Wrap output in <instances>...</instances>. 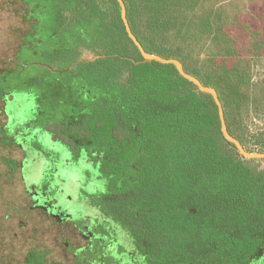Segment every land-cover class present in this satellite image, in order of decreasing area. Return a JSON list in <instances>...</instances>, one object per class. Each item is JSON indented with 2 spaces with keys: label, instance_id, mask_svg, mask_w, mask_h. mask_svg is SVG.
Masks as SVG:
<instances>
[{
  "label": "trees",
  "instance_id": "16d2710c",
  "mask_svg": "<svg viewBox=\"0 0 264 264\" xmlns=\"http://www.w3.org/2000/svg\"><path fill=\"white\" fill-rule=\"evenodd\" d=\"M22 1L31 10L41 6L43 26L28 17L35 32L27 40L38 48V34L52 42L51 49L40 47L47 48L49 69L13 79L28 68L0 67V97L22 88L34 93L35 111L20 122L65 146L70 153L65 164L83 159L88 165L82 170L83 186L91 188L88 202L98 215L74 220L87 239L85 246L72 247L74 264L260 260L264 158L242 157L224 138L212 95L174 64L143 61L117 0ZM123 2L144 50L180 60L185 71L214 88L229 133L247 151L264 152V86L249 92L239 59L232 64L216 60L237 54L223 32V12L213 6L195 12L200 0ZM140 12L146 15L145 32ZM252 35L257 54L264 45V25ZM204 48V66L189 71L186 59ZM84 50L90 59H81ZM42 152L49 161L52 154ZM182 205L193 211L181 210Z\"/></svg>",
  "mask_w": 264,
  "mask_h": 264
},
{
  "label": "rangeland",
  "instance_id": "374dc122",
  "mask_svg": "<svg viewBox=\"0 0 264 264\" xmlns=\"http://www.w3.org/2000/svg\"><path fill=\"white\" fill-rule=\"evenodd\" d=\"M212 6L223 12L225 19L223 32L230 36L233 40V47L237 49L236 58L217 57V62L224 61L232 64L239 59L241 67L247 72L248 91L252 92L256 88L264 86V45L255 54L251 43L253 41L252 33H257L264 25V0H200L194 10L200 12ZM40 10L39 4L37 11H35L31 10L30 7L28 8L27 3L22 0H0V67L15 69L22 64L29 70L25 74V69L23 72L17 71L13 79L43 75L46 73V69H49V62H45L44 59L48 56L46 54L47 48L53 47L52 42L38 34L39 48L44 44L50 45L46 49H44L45 47L39 49L34 43L27 40L29 35L35 32L29 18L35 19L36 26H43L39 18ZM137 18L140 19L141 28L145 32L147 27L146 15L144 16V12H140ZM205 50L207 51L208 48H204L201 55L186 59L185 66L189 71L194 72L195 67L200 69L204 66ZM51 55L53 53H50V57ZM91 57L92 54L89 51L84 50L81 54V59H90ZM41 58H43L44 63L40 62ZM201 60L203 61L201 62ZM197 62L198 66H195ZM50 71L57 72L56 69L51 68ZM35 104V94H29L25 88L8 93L6 97L0 98V124L8 120V114L10 121L27 120V117H30L35 111ZM50 150L55 154L54 167L56 173L54 176L64 180L60 184L63 190L62 196L59 198L63 202L59 201L61 209L68 210L74 220L84 218L86 213L98 215L97 208L88 202L91 188L83 186L82 170L87 169L88 165L83 159L78 160V162L71 160L69 164H65L64 161L69 159L70 153L60 142L52 143ZM0 155L11 157L18 162L22 157V152L14 146H2L0 147ZM39 160L42 161L39 156L36 157V160L32 159L30 167L32 166L31 168L38 171L41 166V163H37ZM6 168L4 163L0 161V214L3 217V212H6L10 206L14 208V205L19 206L20 210L18 213H10L7 219L0 215V234L3 238L0 240V264H23L22 258L25 250L33 246H36L38 250L45 251V264H73L72 254L66 244L69 243V246L74 248L85 246L86 240L81 236L80 230L70 219L57 223L45 211L27 212L23 210L25 206L23 202L28 199V195L24 193L23 184L18 175L16 176L14 173L13 175H6L8 178L4 177ZM77 178L80 182H77ZM78 194L82 198L80 201L84 202L85 205L78 201ZM77 203H79L81 211L77 210L79 208L76 206ZM180 208L181 210L193 211V208L187 205H182ZM21 220L27 224L19 226L17 221ZM14 233H17L18 236ZM27 237L30 240H27ZM255 264H264V256Z\"/></svg>",
  "mask_w": 264,
  "mask_h": 264
},
{
  "label": "flooded vegetation",
  "instance_id": "af4514ba",
  "mask_svg": "<svg viewBox=\"0 0 264 264\" xmlns=\"http://www.w3.org/2000/svg\"><path fill=\"white\" fill-rule=\"evenodd\" d=\"M1 68L4 70L8 67ZM3 94H6L5 91L3 92ZM7 95H5L4 97H6ZM4 107L6 109V106ZM9 116L10 115L8 114L7 121H4L0 124V147L14 146L16 149L22 152V157L17 162V160L11 157L0 155V161L7 167L4 177L8 178L7 176L9 174L13 175L15 173L14 175H18L22 181L24 193L28 195V199L24 200L23 202V204L25 205L23 207V210L27 212H33L37 210L45 211L53 220H56L57 223H62L67 219H70L73 224H75L74 219L67 216V214H69V211L61 209L60 205L61 203H63L62 200H59L60 196H62L63 193L60 184H62L64 180L58 178V176H54V174L56 173V169L51 161H53L55 154L50 150V148L52 147V143H55L56 139L49 135L45 136V134L41 133V131L39 130L29 129L30 127L25 122L16 120L10 121ZM42 150H45L52 154V157L49 158V161L45 160V156ZM38 156L39 158L41 157L42 161H37V163H41V166L37 171L35 168H31L32 166L30 167V161H32V159L36 160V157ZM48 162H50V164ZM50 175H52V178H50ZM64 205L66 204L64 203ZM76 206L79 207V203H77ZM18 207L14 205V208H12L10 206V208H8L6 212H3L4 219H7L10 213H18L20 210ZM78 209L79 211H81V207L77 208V210ZM84 216L88 217V219L90 218V214L88 213H86ZM17 224L19 226H24L27 223L21 220L19 222L17 221ZM76 226L78 228V225ZM14 234L18 236L17 233ZM2 239L3 238L0 234V240ZM26 239L30 240L29 237H27ZM84 239L86 240L87 244V239ZM69 245L70 244L67 243L66 247L72 254V260L74 264V253L72 251V246ZM22 263L45 264V251L38 250L36 246L27 248V250H25L23 254Z\"/></svg>",
  "mask_w": 264,
  "mask_h": 264
},
{
  "label": "water",
  "instance_id": "95a60500",
  "mask_svg": "<svg viewBox=\"0 0 264 264\" xmlns=\"http://www.w3.org/2000/svg\"><path fill=\"white\" fill-rule=\"evenodd\" d=\"M117 1L120 4L121 19L124 23L125 30L129 36V38L133 41V43L136 45V47L140 51V53L143 57V61L154 60V61H158L161 63L174 64L176 66L178 72L184 78H186L187 80L194 83L199 88V90H201L203 92H207V93L212 95V97H213V99H214V101L218 107V114H219L222 134L228 142L234 144V146L236 147V150L239 152V154L242 157L249 158V159L264 158V152H249V151H247L243 147L241 142L229 133V131L227 129L225 117H224L223 107H222V104L219 100L217 91L214 88L204 85L197 77H195L192 74L185 71L183 64L181 63L180 60H178L176 58H165V57H162V56L157 55V54L148 53L144 50L143 46L138 41V39L136 38V36L134 35V33L132 32V30L130 28V25H129L127 17H126V9H125V4H124L123 0H117Z\"/></svg>",
  "mask_w": 264,
  "mask_h": 264
}]
</instances>
